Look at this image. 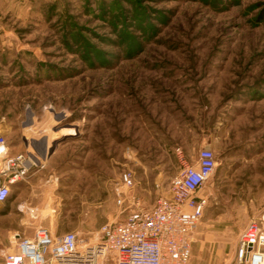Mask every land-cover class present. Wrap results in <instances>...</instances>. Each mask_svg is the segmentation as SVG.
<instances>
[{"label": "rangeland", "instance_id": "rangeland-1", "mask_svg": "<svg viewBox=\"0 0 264 264\" xmlns=\"http://www.w3.org/2000/svg\"><path fill=\"white\" fill-rule=\"evenodd\" d=\"M263 9L264 0H0V134L14 153L48 156L0 207H16L10 233L0 222V255L17 229L97 243L103 225L132 201L150 208L157 186L209 148L216 169L190 264H234L239 234L264 213ZM125 170L134 186L120 208Z\"/></svg>", "mask_w": 264, "mask_h": 264}, {"label": "built area", "instance_id": "built-area-1", "mask_svg": "<svg viewBox=\"0 0 264 264\" xmlns=\"http://www.w3.org/2000/svg\"><path fill=\"white\" fill-rule=\"evenodd\" d=\"M47 159L38 151L11 154L6 136L0 134V206L17 184L44 170ZM215 169L213 151L203 148L166 188L157 186L159 196L150 208L132 201L121 221L103 225L97 243L88 244L75 232L54 236L41 227L30 237L14 232L9 239L11 250L0 255V264H103L108 254L114 264H190L193 235L207 205L201 192ZM119 178L116 199L122 208L134 177L125 170ZM234 264H264V213L251 219L239 234Z\"/></svg>", "mask_w": 264, "mask_h": 264}, {"label": "crops", "instance_id": "crops-1", "mask_svg": "<svg viewBox=\"0 0 264 264\" xmlns=\"http://www.w3.org/2000/svg\"><path fill=\"white\" fill-rule=\"evenodd\" d=\"M10 150H11V149H10ZM18 153H20V152H18ZM18 153H14V152L11 150V154H18ZM21 185H22V184H17V185L15 186V189H16V188H20ZM10 199H11V196H10V198L7 200V202H6L4 205L8 204ZM0 207H1V206H0ZM17 211H18V209H17ZM14 213H16V207H15V208H11V210H10L8 213H4L2 216H0V222H2L4 225H8V227H9V225H11V223H10V218H11L12 214H14ZM7 231H8V233H10V231H11L10 227L7 229ZM15 231L20 232V233L23 234L25 237H30L31 234H32V233H30V232H27L26 230H20V229H17V230H15Z\"/></svg>", "mask_w": 264, "mask_h": 264}, {"label": "water", "instance_id": "water-1", "mask_svg": "<svg viewBox=\"0 0 264 264\" xmlns=\"http://www.w3.org/2000/svg\"><path fill=\"white\" fill-rule=\"evenodd\" d=\"M27 115H28V120L30 121L31 113H30V112H28V113H27ZM29 121H28V122H29ZM28 124H29V123H28ZM54 145H55V143H54L52 146H54ZM33 146H34V148H35V146L37 147V145H36V144H34V143H33ZM35 151H38V152H40V150H37V149H35ZM52 151H53V149H50V150H49V154H51V153H52ZM49 154H48V155H49Z\"/></svg>", "mask_w": 264, "mask_h": 264}, {"label": "trees", "instance_id": "trees-1", "mask_svg": "<svg viewBox=\"0 0 264 264\" xmlns=\"http://www.w3.org/2000/svg\"><path fill=\"white\" fill-rule=\"evenodd\" d=\"M260 19H264V9H263V11L260 14Z\"/></svg>", "mask_w": 264, "mask_h": 264}, {"label": "bare ground", "instance_id": "bare-ground-1", "mask_svg": "<svg viewBox=\"0 0 264 264\" xmlns=\"http://www.w3.org/2000/svg\"><path fill=\"white\" fill-rule=\"evenodd\" d=\"M67 132H68V131H67ZM70 135H72L71 132H70L69 135H67V136H70ZM61 136H63V135H61ZM63 137H64V136H63ZM65 137H66V136H65ZM49 146H50V145H49ZM49 148H50V147H48V149H49ZM42 152H43V151H42Z\"/></svg>", "mask_w": 264, "mask_h": 264}]
</instances>
